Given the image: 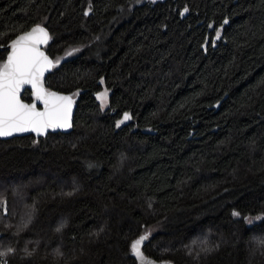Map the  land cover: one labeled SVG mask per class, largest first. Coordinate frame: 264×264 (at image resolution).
<instances>
[{
  "label": "trees",
  "instance_id": "obj_1",
  "mask_svg": "<svg viewBox=\"0 0 264 264\" xmlns=\"http://www.w3.org/2000/svg\"><path fill=\"white\" fill-rule=\"evenodd\" d=\"M134 1L0 0V69L43 25L45 87L76 106L70 134L0 140V252L264 264V219L247 223L264 214V0Z\"/></svg>",
  "mask_w": 264,
  "mask_h": 264
},
{
  "label": "water",
  "instance_id": "obj_2",
  "mask_svg": "<svg viewBox=\"0 0 264 264\" xmlns=\"http://www.w3.org/2000/svg\"><path fill=\"white\" fill-rule=\"evenodd\" d=\"M49 40L48 28L35 25L6 47L9 53L0 69V140L27 136L39 140L74 129L75 99L45 87L56 65L45 50ZM28 89L33 92L30 103L23 99ZM135 251L137 264H174L145 255L140 245Z\"/></svg>",
  "mask_w": 264,
  "mask_h": 264
},
{
  "label": "rangeland",
  "instance_id": "obj_3",
  "mask_svg": "<svg viewBox=\"0 0 264 264\" xmlns=\"http://www.w3.org/2000/svg\"><path fill=\"white\" fill-rule=\"evenodd\" d=\"M156 1H159V0H135L134 2L131 3L130 5V8L132 9L135 5H138V4H142V3H145V2H156ZM100 101H101V104L103 106H106L107 104V92H104L101 94L100 96ZM16 208L14 206V211H13V214H12V218L14 219L17 215V212L15 211ZM4 211H6L5 215H8L9 214V209H8V206L6 204V209L4 208ZM262 219H264V214H260V215H255V216H250L248 219H247V223L248 224H254L256 222H260ZM154 230H149L147 232V234H145L146 238H149L151 237V235L153 234ZM0 255H4L6 257V259H8L7 255L8 253L7 252H0Z\"/></svg>",
  "mask_w": 264,
  "mask_h": 264
},
{
  "label": "built area",
  "instance_id": "obj_4",
  "mask_svg": "<svg viewBox=\"0 0 264 264\" xmlns=\"http://www.w3.org/2000/svg\"><path fill=\"white\" fill-rule=\"evenodd\" d=\"M0 264H9V261L6 259V257L3 255H0Z\"/></svg>",
  "mask_w": 264,
  "mask_h": 264
},
{
  "label": "flooded vegetation",
  "instance_id": "obj_5",
  "mask_svg": "<svg viewBox=\"0 0 264 264\" xmlns=\"http://www.w3.org/2000/svg\"><path fill=\"white\" fill-rule=\"evenodd\" d=\"M28 90H29V89H28ZM29 91H31V90H29ZM31 94L33 95V92H32V91H31ZM32 101H33V99H32ZM32 101H30V102H32ZM30 102H29V103H30Z\"/></svg>",
  "mask_w": 264,
  "mask_h": 264
}]
</instances>
